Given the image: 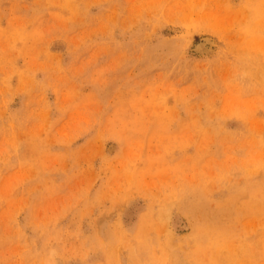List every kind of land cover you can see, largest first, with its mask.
<instances>
[{"label":"rangeland","instance_id":"1","mask_svg":"<svg viewBox=\"0 0 264 264\" xmlns=\"http://www.w3.org/2000/svg\"><path fill=\"white\" fill-rule=\"evenodd\" d=\"M0 264H264V0H0Z\"/></svg>","mask_w":264,"mask_h":264},{"label":"bare ground","instance_id":"2","mask_svg":"<svg viewBox=\"0 0 264 264\" xmlns=\"http://www.w3.org/2000/svg\"><path fill=\"white\" fill-rule=\"evenodd\" d=\"M205 42H206V41L202 42V44L199 43V44L196 46V48L199 49L200 47H202V46L205 44Z\"/></svg>","mask_w":264,"mask_h":264}]
</instances>
